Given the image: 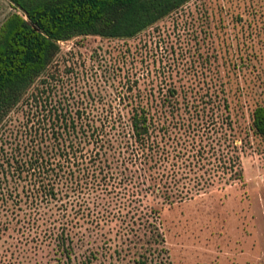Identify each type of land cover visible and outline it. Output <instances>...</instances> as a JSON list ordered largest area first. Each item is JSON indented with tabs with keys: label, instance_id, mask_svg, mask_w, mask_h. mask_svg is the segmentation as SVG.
Wrapping results in <instances>:
<instances>
[{
	"label": "rangeland",
	"instance_id": "rangeland-1",
	"mask_svg": "<svg viewBox=\"0 0 264 264\" xmlns=\"http://www.w3.org/2000/svg\"><path fill=\"white\" fill-rule=\"evenodd\" d=\"M14 11L0 0V26ZM60 46L0 125V264H264V0H191L133 38ZM139 104L171 130L110 156L138 179L79 178L75 147L127 132ZM213 119L199 161L192 129Z\"/></svg>",
	"mask_w": 264,
	"mask_h": 264
},
{
	"label": "trees",
	"instance_id": "trees-1",
	"mask_svg": "<svg viewBox=\"0 0 264 264\" xmlns=\"http://www.w3.org/2000/svg\"><path fill=\"white\" fill-rule=\"evenodd\" d=\"M9 1L15 11L0 26V125L60 52V42L87 35L116 39L133 38L191 0ZM175 93L172 90V94ZM213 123L214 119L202 127H208L207 132H201L200 128L192 129L195 140L193 153L199 161L208 159L209 150L205 137L213 131ZM115 125L113 122L112 127ZM74 127V130H77V126ZM170 127L167 118L162 122L161 118L158 119L152 114L149 106H134L127 132L117 128V138L107 137L103 133L92 135L87 141L93 146L89 157L84 148L80 147L81 143L75 147L73 157L78 163V177L84 176L88 180L96 178L98 181H106L110 177L134 183L138 179V176H135L136 169L130 170V173L116 172L113 170L115 167L108 166L111 164L110 156L115 157L117 151L121 153L123 149L129 148L131 151L142 150L143 155L148 154L156 149L152 140L153 132L159 128L165 135L170 134ZM252 129L256 135L264 137V105L255 107ZM129 134L130 139L127 137ZM126 138L127 148H124L123 140ZM148 156L149 159L152 158ZM240 159V155H236L224 162L225 171H235L237 168L235 179L239 180L243 179ZM159 162L158 159L156 163ZM141 163L145 168L148 160H142ZM174 172L177 174L178 170ZM175 174L168 176L173 178ZM165 196L169 201L171 195L167 191Z\"/></svg>",
	"mask_w": 264,
	"mask_h": 264
}]
</instances>
